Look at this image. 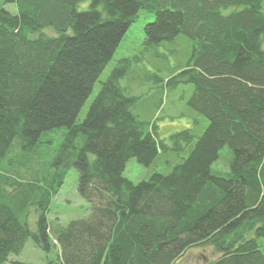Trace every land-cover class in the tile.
I'll return each instance as SVG.
<instances>
[{"label": "trees", "instance_id": "obj_1", "mask_svg": "<svg viewBox=\"0 0 264 264\" xmlns=\"http://www.w3.org/2000/svg\"><path fill=\"white\" fill-rule=\"evenodd\" d=\"M262 2L1 0L0 264L28 239L45 252L58 247L59 264H188L183 255L205 247L217 256L206 264H264L256 241L264 238ZM140 11L153 16L143 26L146 50L179 35L190 40L187 62L168 70L165 87L192 86L191 126L167 141L131 111L135 97L120 85L127 59L75 121ZM58 128L66 131L52 165L62 172L49 191L26 179L28 160L43 134ZM15 146L22 152L11 155ZM168 154L178 162L165 174L138 183L122 175L130 158L148 167ZM218 160L228 171L212 168ZM72 164L90 209L61 227L47 213ZM30 201L39 207L35 230Z\"/></svg>", "mask_w": 264, "mask_h": 264}, {"label": "rangeland", "instance_id": "obj_2", "mask_svg": "<svg viewBox=\"0 0 264 264\" xmlns=\"http://www.w3.org/2000/svg\"><path fill=\"white\" fill-rule=\"evenodd\" d=\"M87 5L88 1L80 3L78 10L85 9ZM3 8L13 14L16 12L13 4L3 5ZM231 10L233 8H227L222 12L227 13ZM261 10L264 13V0ZM152 19V15L144 11L139 12L137 19L132 23L117 46L112 59L94 83L91 94L76 117V123L83 121L90 103L100 90L101 83L107 79L120 60L127 59L129 60V72L120 80V85L129 89L131 96L135 97L131 111L137 115L139 120L155 124L158 137L166 141L170 135L191 126V118L187 113L186 105L192 94V86L179 83L172 91H167L165 87L166 79L169 77L168 70L182 66L187 62L191 50L190 40L183 35H179L172 42H165L155 48L146 50L143 26ZM134 58L138 60H134ZM160 65H163L165 69H159ZM155 77H159L160 81L156 80ZM159 103V108H156ZM204 124L206 125V122ZM65 131V128H58L44 133L40 145L28 160L32 172L29 173L26 179L38 183L44 190L51 191L52 188L48 187V182L59 179L57 174L62 172L59 167L52 165V159L53 151L62 141ZM21 152V149L15 146L11 150V155ZM177 162L178 160L174 155L168 154L159 157L153 165L144 167L138 164L134 158H130L125 163L122 175L129 181L138 183L148 179L152 173H167L169 166ZM224 163L218 160L212 165V168L228 171V164L225 165ZM77 180L78 172L72 164L65 173L56 194L51 196L47 213L49 222L65 227L72 220L83 219L88 216L90 204L79 196ZM52 183L55 186V181ZM38 209V205L34 201H30L25 210L32 230L36 229ZM256 241L264 251V238H257ZM216 257L210 247L192 248L183 255L181 262L206 264ZM11 261L27 264H59L58 247L53 246L50 251L45 252L35 247L32 240L28 239L22 251L19 254L10 255L5 264H9Z\"/></svg>", "mask_w": 264, "mask_h": 264}]
</instances>
